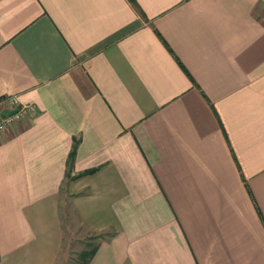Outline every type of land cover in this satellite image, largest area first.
I'll return each mask as SVG.
<instances>
[{
	"label": "crops",
	"instance_id": "crops-1",
	"mask_svg": "<svg viewBox=\"0 0 264 264\" xmlns=\"http://www.w3.org/2000/svg\"><path fill=\"white\" fill-rule=\"evenodd\" d=\"M9 94L0 264H264L263 0H0Z\"/></svg>",
	"mask_w": 264,
	"mask_h": 264
},
{
	"label": "rangeland",
	"instance_id": "rangeland-1",
	"mask_svg": "<svg viewBox=\"0 0 264 264\" xmlns=\"http://www.w3.org/2000/svg\"><path fill=\"white\" fill-rule=\"evenodd\" d=\"M60 216L62 222H64L63 228L65 233L61 246V254L55 264H82L85 256L81 254L84 251L88 252L94 247L98 236L81 234L66 202L62 205ZM68 227H70L69 230H67Z\"/></svg>",
	"mask_w": 264,
	"mask_h": 264
},
{
	"label": "built area",
	"instance_id": "built-area-1",
	"mask_svg": "<svg viewBox=\"0 0 264 264\" xmlns=\"http://www.w3.org/2000/svg\"><path fill=\"white\" fill-rule=\"evenodd\" d=\"M264 1V0H263ZM33 103H21L15 94L0 97V131L10 123L33 112Z\"/></svg>",
	"mask_w": 264,
	"mask_h": 264
},
{
	"label": "trees",
	"instance_id": "trees-1",
	"mask_svg": "<svg viewBox=\"0 0 264 264\" xmlns=\"http://www.w3.org/2000/svg\"><path fill=\"white\" fill-rule=\"evenodd\" d=\"M130 1H133V0H130ZM74 147H75V144L72 145L71 150L69 151L68 159H67V163H68V164H70L71 161H72V159H73ZM89 171H91V170H87V171H85L84 173H87V172H89ZM94 250H95V245H94V247H93L92 249H90L88 252L84 251V252L81 254L82 256H85L84 261H83L82 264H86V263H87L88 259L92 256Z\"/></svg>",
	"mask_w": 264,
	"mask_h": 264
}]
</instances>
